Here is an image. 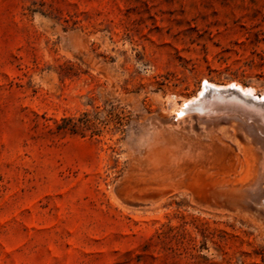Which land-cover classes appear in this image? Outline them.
I'll list each match as a JSON object with an SVG mask.
<instances>
[{
	"label": "rangeland",
	"instance_id": "374dc122",
	"mask_svg": "<svg viewBox=\"0 0 264 264\" xmlns=\"http://www.w3.org/2000/svg\"><path fill=\"white\" fill-rule=\"evenodd\" d=\"M233 84L264 0H0V264H264V145L176 113Z\"/></svg>",
	"mask_w": 264,
	"mask_h": 264
},
{
	"label": "water",
	"instance_id": "95a60500",
	"mask_svg": "<svg viewBox=\"0 0 264 264\" xmlns=\"http://www.w3.org/2000/svg\"><path fill=\"white\" fill-rule=\"evenodd\" d=\"M231 91H216L204 86V92L200 98L207 105H211V111L199 112L207 117L222 118L229 122H236L241 126L253 129L259 142L264 145V100L252 98L237 100L230 95ZM198 112V111H197ZM261 206L264 207V198L261 200Z\"/></svg>",
	"mask_w": 264,
	"mask_h": 264
},
{
	"label": "bare ground",
	"instance_id": "6f19581e",
	"mask_svg": "<svg viewBox=\"0 0 264 264\" xmlns=\"http://www.w3.org/2000/svg\"><path fill=\"white\" fill-rule=\"evenodd\" d=\"M210 87V86H209ZM212 88V87H211ZM216 91H221V90H227V91H231L230 95H233V97L237 100H245V99H250V97L252 98H257V99H263L264 100V93L263 95L261 96H255V95H252L248 92H245V90L243 88H240L239 86L237 85H231L230 87H227V88H220V89H215V88H212ZM199 95V94H198ZM197 95V96H198ZM201 95V94H200ZM199 97V96H198ZM191 99V98H190ZM189 99V100H190ZM195 98H192L190 101L187 100V101H184L182 103V105L179 107L180 110L179 111H176V113L178 112V116H184L187 115L189 111L191 110H195V111H198V112H201V113H204L206 110L208 111H211V108L212 107L211 105H207L206 102L203 100L204 98H198V99H195ZM175 109V108H174ZM187 113V114H185ZM197 114V112H195ZM200 114V113H199ZM198 117L202 115H197ZM206 117V116H205ZM204 117V118H205ZM211 118V117H209ZM208 118V119H209ZM216 118V117H215ZM207 119V117H206ZM212 119V118H211ZM263 209V208H262Z\"/></svg>",
	"mask_w": 264,
	"mask_h": 264
}]
</instances>
